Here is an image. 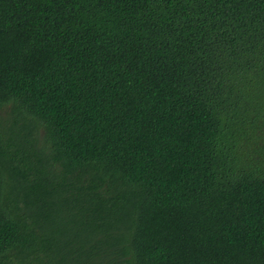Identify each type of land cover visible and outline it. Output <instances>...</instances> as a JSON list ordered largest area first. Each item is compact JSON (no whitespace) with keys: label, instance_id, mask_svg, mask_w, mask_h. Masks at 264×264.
<instances>
[{"label":"trees","instance_id":"1","mask_svg":"<svg viewBox=\"0 0 264 264\" xmlns=\"http://www.w3.org/2000/svg\"><path fill=\"white\" fill-rule=\"evenodd\" d=\"M0 264H264V0H0Z\"/></svg>","mask_w":264,"mask_h":264}]
</instances>
